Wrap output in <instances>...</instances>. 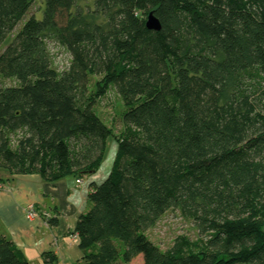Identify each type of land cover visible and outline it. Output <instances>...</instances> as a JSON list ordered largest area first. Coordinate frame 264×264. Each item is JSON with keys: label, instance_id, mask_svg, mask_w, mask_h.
Returning <instances> with one entry per match:
<instances>
[{"label": "trees", "instance_id": "16d2710c", "mask_svg": "<svg viewBox=\"0 0 264 264\" xmlns=\"http://www.w3.org/2000/svg\"><path fill=\"white\" fill-rule=\"evenodd\" d=\"M34 2L0 0V76L19 83H0V168L89 178L116 145L74 231L82 264H264V0H44L25 20ZM110 90L119 132L95 108ZM170 209L199 237L163 250L146 232ZM0 264L30 263L0 235Z\"/></svg>", "mask_w": 264, "mask_h": 264}, {"label": "crops", "instance_id": "0c3cea01", "mask_svg": "<svg viewBox=\"0 0 264 264\" xmlns=\"http://www.w3.org/2000/svg\"><path fill=\"white\" fill-rule=\"evenodd\" d=\"M115 152L113 145L112 156ZM103 164L107 165L105 171H101L102 165L89 178L68 177L58 182H48L38 173L11 175L0 168L4 185L0 191V235L12 241L30 264H47L46 254L56 255L54 264H82L83 252L72 237L79 217L90 207V184L101 183L110 172L109 163ZM31 204L36 216L29 219L26 209Z\"/></svg>", "mask_w": 264, "mask_h": 264}, {"label": "rangeland", "instance_id": "374dc122", "mask_svg": "<svg viewBox=\"0 0 264 264\" xmlns=\"http://www.w3.org/2000/svg\"><path fill=\"white\" fill-rule=\"evenodd\" d=\"M44 7V0H35L33 6L25 17V20L31 16L41 17L42 9ZM24 23V20L21 24ZM22 25L18 26L17 31ZM50 51L53 58V66L59 71H62L70 65V54L61 46L57 45L55 42L49 44ZM0 83L5 86H16L18 81L14 78H4L0 76ZM97 113L105 120L107 124L112 126L115 132H119L121 129L120 115L124 110L121 100L118 94L114 90H110L108 94L99 100L95 105ZM114 143L109 142L108 153L106 159L103 163H109V171L112 168L114 156H112V149ZM112 156V157H111ZM101 171H105L104 167L107 165L102 164ZM107 174V175H106ZM104 175L102 181L108 176L109 172ZM101 181V182H102ZM147 236L161 249L167 250L170 248L175 239L179 236H186L193 240L199 237L198 230L195 227V223L190 219L184 217L181 212L177 209L168 210L156 223V225L146 232ZM143 257L137 256L131 261V264H142ZM116 264H125L118 261Z\"/></svg>", "mask_w": 264, "mask_h": 264}, {"label": "water", "instance_id": "95a60500", "mask_svg": "<svg viewBox=\"0 0 264 264\" xmlns=\"http://www.w3.org/2000/svg\"><path fill=\"white\" fill-rule=\"evenodd\" d=\"M146 27L150 30H157L159 31L162 28L160 20L155 16L154 11L149 12L147 20H146Z\"/></svg>", "mask_w": 264, "mask_h": 264}, {"label": "built area", "instance_id": "2783aa9c", "mask_svg": "<svg viewBox=\"0 0 264 264\" xmlns=\"http://www.w3.org/2000/svg\"><path fill=\"white\" fill-rule=\"evenodd\" d=\"M77 182L78 183H81L82 181H80V180H77ZM35 215H36V210H35V207H34V205H29L28 207H27V217L29 218V219H32V218H34L35 217ZM73 241L75 242V243H78V235L77 234H73Z\"/></svg>", "mask_w": 264, "mask_h": 264}, {"label": "bare ground", "instance_id": "6f19581e", "mask_svg": "<svg viewBox=\"0 0 264 264\" xmlns=\"http://www.w3.org/2000/svg\"><path fill=\"white\" fill-rule=\"evenodd\" d=\"M3 188H4L3 183H0V191L3 190ZM26 213H27V209H26ZM35 216H36V215H35Z\"/></svg>", "mask_w": 264, "mask_h": 264}]
</instances>
